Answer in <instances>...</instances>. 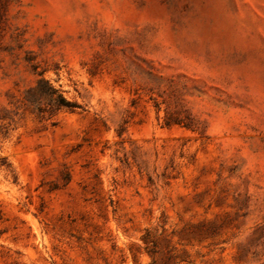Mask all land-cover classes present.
I'll use <instances>...</instances> for the list:
<instances>
[{"label":"rangeland","instance_id":"1","mask_svg":"<svg viewBox=\"0 0 264 264\" xmlns=\"http://www.w3.org/2000/svg\"><path fill=\"white\" fill-rule=\"evenodd\" d=\"M0 264H264V0H0Z\"/></svg>","mask_w":264,"mask_h":264},{"label":"trees","instance_id":"2","mask_svg":"<svg viewBox=\"0 0 264 264\" xmlns=\"http://www.w3.org/2000/svg\"><path fill=\"white\" fill-rule=\"evenodd\" d=\"M25 100L38 112L49 111L51 114L61 109L75 110L81 107L77 102L67 99L45 77H40L37 85L26 90Z\"/></svg>","mask_w":264,"mask_h":264}]
</instances>
